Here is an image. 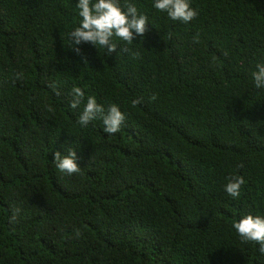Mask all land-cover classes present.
<instances>
[{
  "label": "trees",
  "instance_id": "obj_1",
  "mask_svg": "<svg viewBox=\"0 0 264 264\" xmlns=\"http://www.w3.org/2000/svg\"><path fill=\"white\" fill-rule=\"evenodd\" d=\"M119 2L148 30L108 54L71 43L78 0H0V264H264L233 227L264 216V0H189L188 23ZM88 96L117 133L79 123Z\"/></svg>",
  "mask_w": 264,
  "mask_h": 264
},
{
  "label": "clouds",
  "instance_id": "obj_2",
  "mask_svg": "<svg viewBox=\"0 0 264 264\" xmlns=\"http://www.w3.org/2000/svg\"><path fill=\"white\" fill-rule=\"evenodd\" d=\"M77 7L81 20L69 36L73 45L90 42L96 47L97 45L103 47L108 54H111L117 50V45L112 42L113 36L131 43L134 41V35L142 37L148 30V17L138 13L136 5L132 3L122 6L119 0H95V2L78 0ZM154 7L166 12L172 20L184 23L194 20L198 15V11L190 5L189 0H155ZM75 51L79 52L80 49L76 47ZM252 77L257 88H264V64L256 65ZM71 91L73 99L70 106L75 109L84 98L85 92L76 86ZM133 103H139V99ZM97 118L103 120L104 132L107 134L117 133L126 119L125 114L117 105L112 104L105 111L104 106L99 104L95 97L88 96L86 106L80 114L79 123L86 126ZM53 160L61 173L72 175L80 171L77 153L72 149L67 155L56 151ZM244 182L243 176L230 177L226 184V192L234 198L239 197ZM233 227L242 241L256 242L259 245V252L264 254V216L245 215L235 222Z\"/></svg>",
  "mask_w": 264,
  "mask_h": 264
}]
</instances>
